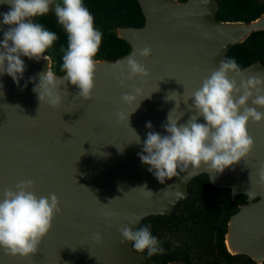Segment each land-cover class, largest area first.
Masks as SVG:
<instances>
[{
    "label": "water",
    "instance_id": "95a60500",
    "mask_svg": "<svg viewBox=\"0 0 264 264\" xmlns=\"http://www.w3.org/2000/svg\"><path fill=\"white\" fill-rule=\"evenodd\" d=\"M137 1L145 22L118 28V35L131 49L115 60H97L90 99L77 96V87L68 83L66 89L60 86L63 100L59 107L40 105L33 87L39 82L38 74L47 71L48 63L52 66L49 55V62L22 57L27 67L19 85L6 73L0 74V196L20 180L31 179L37 195L55 193L62 209L35 254L12 256L0 249V264H144L147 254L135 252L131 242L121 243L119 229L135 217L140 221L131 225L134 231L147 216L171 215L188 198L191 181L201 174H208L215 187L230 189L232 198L247 196V202L228 222L226 237L230 233L236 251L227 247L233 254H247L259 264L264 262V183L259 182L264 166V122H249L248 131L254 138L251 153L223 173L202 165L163 184L140 160L142 144L132 142L135 135L131 129L141 141L149 131L166 135L162 125L175 107V101L166 99L168 94L181 101L178 111L186 110L184 98L227 58L230 47L264 30V13L250 22L223 21L217 17V0ZM9 9L10 5L0 3V14ZM2 19L0 15V40L9 27ZM146 46L152 55H138L137 60L149 75L125 81L122 87L121 70L113 65ZM242 70L245 77L264 75V64L256 61ZM29 77L35 79L29 81ZM230 78L238 84L241 79L234 73ZM158 84L159 91L153 92ZM133 87L141 88L146 97L130 114V128L127 121L118 122L117 113L135 107L120 99ZM248 104L256 107L251 100ZM257 110L264 112V108ZM191 114L185 111L180 122H186ZM149 121L151 129L146 127ZM198 122L203 123V118ZM144 185L154 195L131 190ZM94 233H100L102 239L97 241Z\"/></svg>",
    "mask_w": 264,
    "mask_h": 264
},
{
    "label": "clouds",
    "instance_id": "9594fccd",
    "mask_svg": "<svg viewBox=\"0 0 264 264\" xmlns=\"http://www.w3.org/2000/svg\"><path fill=\"white\" fill-rule=\"evenodd\" d=\"M0 3L10 5L9 11L0 14L3 17L2 23L9 26L0 40V74L6 73L19 85L27 67L22 57L49 62L45 53L57 40V35L41 24L34 23L33 18L44 16L52 10L67 34V48H61V71L64 75H56L48 63L47 71L38 74L39 82L35 83L33 91L37 94L40 105L47 103L52 107L61 105L63 97L60 86L65 85L66 89L68 83L77 87V96L90 99L99 63L94 58L99 51L103 34L94 27V17L83 0H0ZM138 55L148 57L152 55V50L147 46L134 49L126 60L113 65L121 70L122 87L125 86V81L149 75L145 65L137 60ZM232 73L241 77L239 84L235 78H230ZM243 73L244 70L235 59L220 60L219 66L211 70L200 87L184 98L186 110L178 111L181 101L168 94L166 99L175 101V107L170 110L167 122L162 125L167 134L149 131L143 141L130 127L129 116L146 96L139 87H133L132 92L121 95L120 99L125 104H135V107L127 113L118 112L117 120L127 121L135 135L132 142L142 144V151L138 153L140 160L150 166L148 171L161 184L166 179L180 176V173L189 168L199 169L202 165L212 172L223 173L226 168L251 153L254 138L248 131L249 122H264V112L257 110V107L264 108V75L257 73L245 77ZM34 79L29 77V81ZM156 91H159V84L153 92ZM171 93L184 95V92ZM0 95H3L2 84ZM249 100L256 107L249 106ZM185 111L192 114L186 122L181 123ZM177 112L179 115H175ZM201 117L203 123L198 122ZM146 127L151 129L153 125L149 121ZM83 151L84 149L81 154ZM259 182L264 183V166L259 171ZM134 189L154 195L147 189V185L131 190ZM166 191L167 189L164 190ZM61 211L58 196L55 193L37 195L31 179H22L14 186L4 189L0 196V249L12 256L28 257L35 254ZM139 221L140 217H135L129 220L128 225L119 229L121 243L131 242L135 252L146 251L148 256L163 253L161 242L152 235L150 227L133 230L131 225H136ZM94 238L100 241L102 235L94 233Z\"/></svg>",
    "mask_w": 264,
    "mask_h": 264
},
{
    "label": "trees",
    "instance_id": "16d2710c",
    "mask_svg": "<svg viewBox=\"0 0 264 264\" xmlns=\"http://www.w3.org/2000/svg\"><path fill=\"white\" fill-rule=\"evenodd\" d=\"M184 1V0H180ZM84 5L94 17V27L102 32V41L99 51L94 59L115 60L130 51V44L118 35V28L124 26H141L145 17L137 0H83ZM217 17L223 21L250 22L264 13V0H217ZM34 23H39L46 30L55 32L57 40L45 55L52 59L51 69L56 74H64L61 71L63 52L61 48H67V34L59 25L57 17L51 11L44 16L33 18ZM227 59H235L241 69L256 62L264 64V30L255 31L243 42L232 45ZM199 183V196L201 203L193 206L187 214L176 217L172 215H158L159 219L166 222L176 221L186 228L197 226H217L223 231L217 243L216 256L202 259L201 264H259L247 254H233L226 244L228 222L239 206L247 202L246 195L232 198L228 188L215 187L208 174L193 179ZM180 203L177 205L179 206ZM146 226L142 223L141 227ZM192 252L179 258L185 264H192ZM261 264H264L262 262Z\"/></svg>",
    "mask_w": 264,
    "mask_h": 264
},
{
    "label": "rangeland",
    "instance_id": "374dc122",
    "mask_svg": "<svg viewBox=\"0 0 264 264\" xmlns=\"http://www.w3.org/2000/svg\"><path fill=\"white\" fill-rule=\"evenodd\" d=\"M56 2H61V0H56ZM50 11L54 13V11ZM189 189L190 194L188 198L181 201L180 205L176 206L172 213L176 217L187 214L193 206L201 203L198 191L199 183L196 180H192ZM156 216L158 215L147 216L143 223L150 227L152 235L157 237L161 242L160 246L164 249V252L153 256L147 255L148 259L144 264H173L177 262L184 264L179 258L186 256L189 252H192V264H201L202 259L216 256L217 243L223 232L217 226H197L196 228L189 229L184 227L180 222H166L165 219H159ZM145 253L147 254L146 251Z\"/></svg>",
    "mask_w": 264,
    "mask_h": 264
},
{
    "label": "bare ground",
    "instance_id": "6f19581e",
    "mask_svg": "<svg viewBox=\"0 0 264 264\" xmlns=\"http://www.w3.org/2000/svg\"><path fill=\"white\" fill-rule=\"evenodd\" d=\"M226 243L232 251H236L232 246L230 233L227 234Z\"/></svg>",
    "mask_w": 264,
    "mask_h": 264
}]
</instances>
